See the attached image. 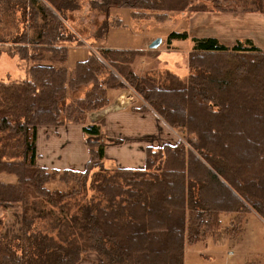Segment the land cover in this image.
<instances>
[{
  "label": "trees",
  "instance_id": "obj_1",
  "mask_svg": "<svg viewBox=\"0 0 264 264\" xmlns=\"http://www.w3.org/2000/svg\"><path fill=\"white\" fill-rule=\"evenodd\" d=\"M250 2L247 12L264 15V0ZM79 3L0 0V21L19 14L22 25L7 49L0 41V57L27 65L22 80L0 81V174L15 180L0 181V211L12 214L0 221V264H79L86 254L96 264H183L185 243L217 240L222 230L237 236L241 228L232 230L246 213L264 222V52L250 40L228 48L193 39L185 82L168 71L134 73L143 50L101 48L67 69L68 46L81 42L64 23ZM94 6L160 13L159 20L192 9L188 0ZM109 27L123 25L114 19ZM187 39L168 35V42ZM108 90H131L142 101L132 112H153L183 138L146 148L142 169H106L105 147L118 143L105 137L104 120H86L109 105ZM68 124L86 136L84 169L38 166L37 129ZM55 179L74 188L50 191ZM221 214L236 215L232 227L221 228Z\"/></svg>",
  "mask_w": 264,
  "mask_h": 264
},
{
  "label": "rangeland",
  "instance_id": "obj_2",
  "mask_svg": "<svg viewBox=\"0 0 264 264\" xmlns=\"http://www.w3.org/2000/svg\"><path fill=\"white\" fill-rule=\"evenodd\" d=\"M104 1L79 0V9L67 13L64 23L67 33H72L81 42L68 46L67 59L63 65L67 69L73 68L77 62L83 61L89 53L96 54L101 48L143 50L145 56L137 57L132 65L134 69L138 70L139 76L149 74L153 77L156 75L164 77L165 71H168L176 77L175 82H185L191 74L188 61L193 52V39L214 38L223 46L231 48L237 42L243 43L247 38H250L254 39L257 46L264 50V30H259L264 25H261L255 16H259V14L246 11L252 6L250 2L252 0H188L192 9L183 12L164 11L167 12L164 16L166 18L162 20L157 19V16L161 15L160 13L133 12L128 9L112 7L108 11H100V8L94 6L103 5ZM11 16L4 15L0 21V41L3 43V49H7L16 35L22 31V25L18 23L20 21L19 14H16L15 17ZM114 19L120 20L123 27L106 29L107 22L109 24ZM183 32L187 33V40L168 42L170 33ZM156 39H161L160 45L154 50H149L148 45ZM6 62L8 64L4 66ZM0 66V81H16L25 77L23 72L27 65L20 62L17 57H8L6 52L0 57ZM119 91L124 92V90ZM128 91L135 97L134 99L139 101L138 106H140L142 101L131 90ZM124 101L123 99L122 103ZM156 117L158 122L161 121L162 124H165L158 115ZM94 123H86V125ZM158 131L159 137L164 138L165 135L160 132L161 129ZM165 131L170 135L172 139L170 141L173 142L175 138L182 139L184 136L179 132H172V130L166 129ZM83 136L85 135L83 134ZM78 137V143L82 144L81 133ZM72 142V148L75 149L78 143L75 139ZM64 159L65 153L59 160ZM97 170L95 169L93 172ZM1 175L6 174H0V177H3ZM47 187L50 191L66 192L73 189L74 185H64L55 179ZM11 217L12 214L6 211L5 215L0 216V221L9 223ZM222 219L223 227L221 226V228L229 227V218L223 217ZM231 225L230 227H232ZM240 228L241 231L237 236H225L223 235L224 230H222V236L217 240L208 236L204 240L188 244L184 252L183 264H263L264 224L252 213H246L241 219V227L233 229L232 233H236ZM2 230L3 224L0 226V234ZM84 258L85 261L79 264L97 263L95 255L86 254Z\"/></svg>",
  "mask_w": 264,
  "mask_h": 264
},
{
  "label": "crops",
  "instance_id": "obj_3",
  "mask_svg": "<svg viewBox=\"0 0 264 264\" xmlns=\"http://www.w3.org/2000/svg\"><path fill=\"white\" fill-rule=\"evenodd\" d=\"M255 16L261 25H264V15ZM262 29L264 30V26L259 28V30ZM247 40L252 41L258 47L254 39L247 38ZM260 50L264 52V50ZM7 64L8 62L4 66ZM132 70L138 74V70L134 69V67H132ZM107 96L109 105L98 112L88 114L86 120L88 124L99 121L100 119L104 120L103 132L105 137L118 143L116 145L108 143L105 147L103 159V166L105 168L142 169L145 161L146 148H159L164 144L173 145L176 143L177 139L175 137L174 142L170 141L171 137L165 131L166 129L170 131V129L165 124H162L161 121L158 122L154 113L131 111L132 108L140 107L141 104L138 106L139 101L134 99L135 97L130 95L128 90L124 92L108 90ZM123 99L125 100L124 103H122ZM159 128L161 129L160 132L165 135L164 138L162 136L161 138L159 137ZM80 133L82 144L78 143V135ZM74 139L78 143L75 149L72 148V141ZM160 142L161 144H159ZM36 153L37 165L47 170L62 169L77 172L82 171L89 159L88 149L85 137L81 132V127L72 124L58 128L39 127L36 134ZM63 153H65V159L59 160L62 158ZM1 176L3 177L0 178L6 179H0L4 183L14 182L11 177L6 175ZM2 214L5 215V212L0 211V216ZM252 214L264 224L256 214ZM235 216V214H221L220 221L222 222V218L226 217L229 218L231 224ZM187 245L188 243L184 245L183 259Z\"/></svg>",
  "mask_w": 264,
  "mask_h": 264
},
{
  "label": "water",
  "instance_id": "obj_4",
  "mask_svg": "<svg viewBox=\"0 0 264 264\" xmlns=\"http://www.w3.org/2000/svg\"><path fill=\"white\" fill-rule=\"evenodd\" d=\"M161 43V39L154 40L149 46L148 49L153 50L156 49Z\"/></svg>",
  "mask_w": 264,
  "mask_h": 264
},
{
  "label": "bare ground",
  "instance_id": "obj_5",
  "mask_svg": "<svg viewBox=\"0 0 264 264\" xmlns=\"http://www.w3.org/2000/svg\"><path fill=\"white\" fill-rule=\"evenodd\" d=\"M150 44H151V43H150ZM150 44H149V45H150ZM149 45H148V46H149ZM149 50H150V49H149ZM153 50H154V49H153ZM58 70H59V69H58ZM7 103H8V102H7ZM144 107H145V106H144ZM136 109H137V108H136ZM94 155H95V154H94ZM246 195H247V194H246ZM239 202H240V201H239Z\"/></svg>",
  "mask_w": 264,
  "mask_h": 264
}]
</instances>
